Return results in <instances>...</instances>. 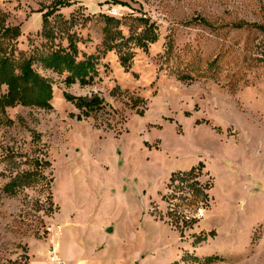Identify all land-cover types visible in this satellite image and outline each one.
<instances>
[{
  "label": "rangeland",
  "instance_id": "rangeland-1",
  "mask_svg": "<svg viewBox=\"0 0 264 264\" xmlns=\"http://www.w3.org/2000/svg\"><path fill=\"white\" fill-rule=\"evenodd\" d=\"M142 21L157 34L146 48L129 40ZM242 22L264 28V0H0V26L20 30L15 57L69 36L97 64L85 86L34 65L52 80L50 108H0V264H27L60 221L70 238L110 225L123 263L167 264L177 248L176 264H264V33L230 27ZM66 95L103 109L84 117ZM192 169L204 196L171 182ZM31 171L48 184L3 192Z\"/></svg>",
  "mask_w": 264,
  "mask_h": 264
},
{
  "label": "trees",
  "instance_id": "trees-1",
  "mask_svg": "<svg viewBox=\"0 0 264 264\" xmlns=\"http://www.w3.org/2000/svg\"><path fill=\"white\" fill-rule=\"evenodd\" d=\"M45 21V18H43ZM203 22L202 20H200ZM105 22L108 27L116 28L118 21L112 17H105ZM206 23V22H203ZM233 29L252 28L260 30L264 33V28L258 25L249 23H238L230 26ZM142 32L136 36H130L129 40H134L135 45L139 48H146L149 44L157 41V34L154 27L149 25L147 21H142ZM120 32L114 31L112 40L119 36ZM43 36L47 39L49 34L44 31ZM20 37L18 27L0 26V87L6 88L5 93L0 97V108L24 106L39 109H49L52 100V80L40 75L34 65L40 66L45 70H49L57 77H62V82L66 86L78 84L85 86L91 84L95 76H97V64L94 58L82 55L78 57L76 46L71 42L68 36V45L65 48H57L49 52L39 53L35 56H20L15 57L13 54L12 42ZM124 44V43H122ZM122 51V50H119ZM130 56L126 52L120 53L119 61L122 66H126ZM258 63L264 62V42L260 47L258 55L254 58ZM208 66L211 67V64ZM209 67V68H210ZM191 80V78L182 76L180 80ZM66 101L72 103L74 107L80 111L84 117H88L94 112L103 109L102 100L97 97L84 98L65 96ZM195 169L189 172L176 173L171 177V182L178 181L182 186H179V191H185L192 196H204L200 188L194 186L192 176ZM44 171L38 174L29 172L25 177H19L12 182L4 185L3 192L12 196L25 184L26 186L39 185L45 181L48 184V179ZM197 185V184H196ZM199 185V184H198ZM206 198V196H205ZM177 226V222H172V226ZM198 261V258H194ZM218 257L208 256L200 262V264H213L220 261Z\"/></svg>",
  "mask_w": 264,
  "mask_h": 264
},
{
  "label": "crops",
  "instance_id": "crops-1",
  "mask_svg": "<svg viewBox=\"0 0 264 264\" xmlns=\"http://www.w3.org/2000/svg\"><path fill=\"white\" fill-rule=\"evenodd\" d=\"M67 224L62 221L53 222L49 228V235L44 241L29 244L27 264H55L49 260V246L52 243L57 244L56 257L64 264H142L138 258L123 263L119 254L116 255V249L113 244L111 245L113 229L110 225L97 227L96 234L91 239H87L81 235L68 237L65 232ZM175 253L177 258L174 261H168L167 264H176L179 258L177 248Z\"/></svg>",
  "mask_w": 264,
  "mask_h": 264
},
{
  "label": "built area",
  "instance_id": "built-area-1",
  "mask_svg": "<svg viewBox=\"0 0 264 264\" xmlns=\"http://www.w3.org/2000/svg\"><path fill=\"white\" fill-rule=\"evenodd\" d=\"M106 12H107V15H109L110 17H120L119 11L116 7L110 6L107 8ZM48 231L50 232L49 228H48ZM49 255H50L49 260L51 262H54L55 264H64L60 259L56 257L57 255V244L56 243H52L49 246Z\"/></svg>",
  "mask_w": 264,
  "mask_h": 264
}]
</instances>
